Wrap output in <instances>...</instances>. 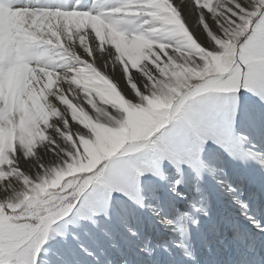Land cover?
<instances>
[{"label": "snow or ice", "instance_id": "6c2138e0", "mask_svg": "<svg viewBox=\"0 0 264 264\" xmlns=\"http://www.w3.org/2000/svg\"><path fill=\"white\" fill-rule=\"evenodd\" d=\"M0 6L35 16L0 51V264H39L50 224L101 162L151 137L186 96L235 85L244 66L264 79V0ZM38 149L53 155L22 168Z\"/></svg>", "mask_w": 264, "mask_h": 264}, {"label": "rangeland", "instance_id": "374dc122", "mask_svg": "<svg viewBox=\"0 0 264 264\" xmlns=\"http://www.w3.org/2000/svg\"><path fill=\"white\" fill-rule=\"evenodd\" d=\"M50 2L67 4L68 0H50ZM111 2L112 0H80V7L82 10H104L111 5ZM28 16H33L35 19V16L27 9H17L13 13L0 6V22L6 19L13 20L12 35L19 34ZM196 24L197 21L193 17L191 26L194 30ZM0 34L4 35V33ZM4 39L7 40L3 38L0 41V51H3L10 43L7 40L5 44ZM236 58L239 59L238 51ZM117 71H119L118 68ZM247 73H249L248 69L244 66L235 85H230V92L236 95L235 101L224 103L210 99L212 102L209 105H213L215 107L213 110L217 112L213 111V116L210 117L215 128L213 126L207 132L213 135V139L206 136V142L209 141L210 144L206 146L207 149L204 150L200 142L194 141L193 135L187 131L185 124L194 118H198V120L195 119L196 122L203 124L206 121L209 124L207 121L209 116L205 117L202 111L206 104L202 102L183 109L187 103L186 100L183 110L177 113L178 118L174 123H171L169 115L163 126L151 137L140 141L148 151L146 157L144 156L145 160L142 158L144 162L140 158L134 161L124 159L123 162L118 161L108 167L107 159L102 161L100 166L103 170L95 177V182L84 191L79 190L76 200L69 208L70 212L58 218L49 227L45 247L42 253L35 257L39 264H100L99 260L104 257L105 248L109 251L114 248L113 250L118 253L115 246L118 242L126 250L133 249L137 238L136 230L151 223L153 217L156 218L160 214L164 216L172 202L181 203L176 194H182L180 191L186 186L189 188L187 181L196 183L198 187L199 198L190 203L194 208L192 215L183 216L190 217L194 225L191 223L188 227L185 220L181 222L183 227L177 225L184 234L200 242L205 226L203 220L213 218L211 212L214 211L211 206L215 204V201H213V195H210V190L221 192L218 186L220 176L222 174L227 175L228 178L242 176L246 184L250 169L248 172V165L246 166L245 163L247 164L249 160L254 164L253 167L257 172L264 174L262 152L256 149V144L264 140V79L261 80L258 77L261 85L252 95H243ZM226 103L227 106L224 105ZM169 111L171 113V110ZM197 112L200 113L197 114ZM228 121L230 124L227 129L231 126L236 143L231 146V143L226 144L222 140L225 137L224 130ZM222 132L224 135H221ZM183 141L187 144V157L185 148L180 147L176 150ZM37 153L38 159L23 161L21 167L28 170L36 164H46L53 155L52 151L45 155L43 149H38ZM165 158L167 162L164 161ZM107 167L109 170L105 171ZM247 183L250 188L257 191L254 183L251 181ZM220 200H222L221 204L217 202L218 200L216 201L220 204L219 207L223 202L225 204L224 199L220 198ZM245 212H248V207L245 208ZM183 213L186 215L185 210ZM178 217V215L174 216L176 223L179 221ZM213 229L212 232L217 230ZM187 245L183 244L186 250Z\"/></svg>", "mask_w": 264, "mask_h": 264}, {"label": "bare ground", "instance_id": "6f19581e", "mask_svg": "<svg viewBox=\"0 0 264 264\" xmlns=\"http://www.w3.org/2000/svg\"><path fill=\"white\" fill-rule=\"evenodd\" d=\"M5 21L9 22L12 28L13 20L6 19ZM12 32L13 31H9L4 33V35L0 34V41H2L3 38H7V40L11 42L15 35H12ZM7 40L4 39V43ZM260 85L261 82L258 77L252 78L249 76V73H247L245 75L243 95H252ZM229 89L230 85L227 87L201 88L198 91H194L192 94L186 96L178 107L171 110V123L176 121L178 118L177 113L180 110L186 109L191 105L200 104L202 102L205 103L206 106L202 111H204L205 117L209 116L207 119L209 124H207L206 121H204L203 124L198 121L196 122L195 119L198 120V118H194V115L192 116L194 120H189L185 124L187 126V131L191 132L190 134L193 135L194 141L200 142L201 147L204 148V150L207 149L206 146L210 144L209 141L206 142V136L213 139V135L207 134V132L210 131V128H213L214 126L210 117L213 116V111H216L213 110L215 109L213 105H209V103L212 102L210 99L213 98L216 101L224 103L225 101H235L236 95L231 93ZM224 105L227 106V103ZM208 109H210V112H208ZM199 113L197 112V114ZM229 124L230 122L227 123L225 130L222 128L225 131V137L222 138V140L226 144L231 143V146L236 143L234 135H232L231 126L227 129ZM222 133L223 134L221 135H224V132ZM261 142L262 143L256 144V149L262 152L261 156L264 159V140ZM142 143L136 141L131 143V146H122L112 156L107 158V166H112L113 163L118 161L123 162L124 159L134 161L138 158L142 159L144 156L146 157L148 151L143 147ZM180 147L183 149L185 148V156L187 157L188 148L185 141H183L176 150L180 149ZM144 160L142 159L141 161L144 162ZM164 161L167 162V158H165ZM245 165H248V172L250 169V172L247 174L246 184L244 183L242 176H231V178H228L227 175L223 176L222 174L218 183L221 192H217V190L213 191L214 189L212 191L210 190V195H213V201H215V204L211 206L214 211L211 212L213 218H204L205 220H203V222L205 226L202 230L203 236L200 242L196 238L184 234L179 228L184 226L181 223L184 220L187 226H190L192 219L190 217H184L192 215L194 208L190 203L192 200L197 201L196 199L199 198L196 183L187 181L190 185L189 188L186 186L184 190L180 191L182 194H176V197L181 200V203L178 201L172 202L164 216L160 214L156 218L153 217L152 221H150L151 223H147L144 227L136 228L137 238L136 243L133 245V249L129 248L126 250L123 248V245L118 242L116 243L117 245H115L117 247L116 249H118V253L113 250L114 248H111L110 251L105 248L104 257L99 260L100 264H264V174L261 175V172H257L253 167L254 164L250 160L247 164L245 163ZM108 167L105 171L109 170ZM94 180L95 178L84 185L80 192L92 185L95 182ZM248 181L255 184L257 191L253 190L252 187H249L247 183ZM208 189L210 188L208 187ZM202 191L203 190H201V192ZM220 198L224 199L226 205L223 202L222 205L224 206L221 205V207H219L222 202ZM216 201L220 202V204ZM246 207H248V212H245ZM184 210L186 211V215L183 213ZM69 212L70 209L67 213ZM177 215L179 216V221L176 223L174 221V216ZM51 224L49 227H51ZM210 228L217 230L213 231V233ZM190 231H193V226L190 228ZM45 242L38 250L39 255L42 253L43 247H45ZM185 243L188 244L186 246L187 250L183 247V244Z\"/></svg>", "mask_w": 264, "mask_h": 264}]
</instances>
